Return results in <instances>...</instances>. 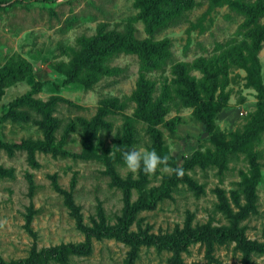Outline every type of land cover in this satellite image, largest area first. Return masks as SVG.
I'll return each instance as SVG.
<instances>
[{
  "label": "rangeland",
  "instance_id": "374dc122",
  "mask_svg": "<svg viewBox=\"0 0 264 264\" xmlns=\"http://www.w3.org/2000/svg\"><path fill=\"white\" fill-rule=\"evenodd\" d=\"M238 1V0H235ZM242 4L258 0H240ZM0 68L10 58L27 61L35 84L26 81L0 87V264H62L54 252L64 246L92 243L87 257L70 256L68 264H264V252L245 253L236 240L224 235L191 241L179 253L155 245L136 246L117 238L125 229L141 239L169 240L200 228L221 230L234 226L245 242L264 246V132L259 139L228 156L221 167H194L154 209L132 215L128 208L174 176V168L154 175L129 172L105 160H83V122L102 119L95 146L101 156H112L117 143L132 133L131 149H153L160 140L166 155L182 166L195 153L213 152L224 142L241 139L258 111L260 95L250 85L246 70L249 30L245 15L231 6L210 10V0H195L180 23L149 35L136 0H0ZM133 35L139 40L172 41L175 68L144 75L155 120L135 118L133 93L142 73L137 56L102 54L95 67H85L73 79L70 63L84 41L95 37ZM264 41V40H263ZM264 87V42L258 54ZM180 64L185 67L180 71ZM114 74L108 75V70ZM219 86L220 102L207 126L196 114L194 92ZM186 93H182V91ZM225 93L227 98L221 97ZM31 96L43 103L58 98L48 119L31 107H13ZM194 95H192L193 97ZM191 97V98H192ZM131 122V127L127 124ZM53 135L67 156L18 149L16 143L45 141ZM260 181L248 195L246 178ZM73 202V211L69 204ZM230 211V212H229ZM234 217V218H231ZM89 238V239H88Z\"/></svg>",
  "mask_w": 264,
  "mask_h": 264
},
{
  "label": "trees",
  "instance_id": "16d2710c",
  "mask_svg": "<svg viewBox=\"0 0 264 264\" xmlns=\"http://www.w3.org/2000/svg\"><path fill=\"white\" fill-rule=\"evenodd\" d=\"M1 3V2H0ZM138 8L141 10L140 19L145 25V30L149 35H155L159 32L176 25L183 20L185 14L190 11L195 4V0H136ZM231 6L234 10L239 11L245 15V25L243 26L244 31L249 30L250 45L248 47L247 58L242 59V62H246V70L250 77V85L258 90L260 95V103L258 105V111L255 116L251 119L248 131L245 136L241 139H236L233 142H224L217 146L213 152L195 153L190 159H187L185 163L180 166L176 159L169 157V166L175 169H182L183 174L177 175L176 171L174 176L165 179L161 186L153 191L151 200L140 199L134 206L128 208L127 215L129 218L128 224L132 222V215L145 209H154L157 204L166 198L170 197L173 188H176L180 182L185 180V172L191 170L194 167H210L217 166L221 167L226 164L228 156L241 150L243 147L250 145L256 139H259L260 135L264 132V87L261 82L260 66L258 62V54L262 49L264 40V0H258L256 2L243 3L238 0H210L209 8L214 10L221 6ZM110 42V48L100 51L99 47ZM84 48L81 51L73 53V59L70 63L71 76L73 79L81 77L85 67H95L94 62L96 56L100 51L102 54H122L137 56L140 65V71L142 76L138 81L137 88L133 93V100L137 104L135 118L139 120H155L159 117L160 113H154L151 104V99L148 95L149 90L147 83L144 79V75L148 72L166 70L169 66L175 68L174 53L172 51L173 44L171 39L165 38L160 41H155L151 38L145 40H139L133 35L114 37L113 39L108 36L95 37L92 39H86L84 41ZM185 67L184 64H180V71ZM95 68H98L96 65ZM108 75L114 74L113 70H108ZM209 73V72H208ZM186 80L183 84H192L191 89L186 93L181 90L182 93H186L188 100L192 104L194 101L196 106V114L198 117L209 126L212 122V118L215 113L221 109L220 102L215 100L214 92L216 91L219 83H217V77L213 73H209L206 77V83L210 80L212 83L211 88L205 86V92L207 98H203V93L197 94L194 89L197 84L193 85L187 77H183ZM26 81L32 85L35 84L34 76L30 64L22 59L10 58L6 64L0 68V87H10L17 83ZM192 95H194L192 97ZM228 95L225 93L221 94V97L227 98ZM192 97V98H191ZM58 98H53L48 103H43L39 100L34 99L31 94L25 95L13 103V107H31L36 111L44 114L48 119L52 112V106L57 102ZM91 122H83L84 136L82 141V149L79 153L72 154L74 157L83 160H105L108 166L112 168L113 165L122 163V151L132 150L131 140L132 133L128 131L124 142H119L114 148V154L112 156H101L98 154V150L94 144L96 135L102 127V119L100 116ZM131 127V122L127 123ZM53 135L48 134L47 140L45 141H23L16 143L15 147L18 149L29 150L32 152L42 151L46 153H53L54 155L67 156L69 153L64 144H57ZM155 149L159 154L166 155L164 148L159 139H157ZM260 181L259 172H256L254 180L246 178V188L248 195L252 193L256 185ZM69 207L74 211V203L71 202ZM230 212V211H229ZM231 218H234L231 216ZM240 222V218H235L234 226L221 230H207L199 229L197 231H189L183 235H175L169 240L160 239L157 237H145L144 239L139 238L136 235H129L125 229L115 233L117 238L124 240L130 244L140 245H155L157 247H163L172 251H177L178 254L180 248L187 247L191 241H203L212 240L213 237L218 235H224L232 240H236L242 247L243 252L251 253L257 250L264 252V246L256 245L252 242H245L242 234L237 229V223ZM89 239V238H88ZM92 253V243L88 240L83 245H69L64 246L58 251L54 252L56 260L62 264H68L70 256L76 257H87ZM24 264H35V261H23ZM48 259L45 260V263ZM42 263V264H45ZM175 264H180V259Z\"/></svg>",
  "mask_w": 264,
  "mask_h": 264
},
{
  "label": "clouds",
  "instance_id": "9594fccd",
  "mask_svg": "<svg viewBox=\"0 0 264 264\" xmlns=\"http://www.w3.org/2000/svg\"><path fill=\"white\" fill-rule=\"evenodd\" d=\"M123 166L131 173L143 172L154 175L158 170L169 171V157L159 154L155 149L135 148L122 151ZM177 175H182V169H175Z\"/></svg>",
  "mask_w": 264,
  "mask_h": 264
}]
</instances>
